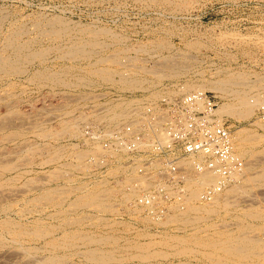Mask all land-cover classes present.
Here are the masks:
<instances>
[{
	"label": "rangeland",
	"instance_id": "374dc122",
	"mask_svg": "<svg viewBox=\"0 0 264 264\" xmlns=\"http://www.w3.org/2000/svg\"><path fill=\"white\" fill-rule=\"evenodd\" d=\"M179 2H177V0H147V1L146 0H0V10H2L0 11V16L2 15L3 17L1 16V19L3 18L2 20H4L1 22L2 25H0V41L3 42V37L4 35L8 33L7 31H10L12 28L15 29V27L17 26L15 30L17 31L19 28L18 30V32L20 33L18 34L19 41L20 42L22 41L23 43L24 42L27 43V44L24 43L25 46L28 45L29 47V48L28 47L26 48L33 49V48L43 47L46 49L48 47L49 49L50 48L52 49V50H47V53L45 54L46 56L44 57V60L46 61L33 62L31 65L25 64L26 71L23 74H21V76L18 75L14 77L13 75H8V76L0 75V99H1L0 100V118H1L0 120L1 122L3 120L2 124L4 125V126L2 125V128L0 130V135L4 134L7 136L6 138L8 139V140L6 139L7 141H4L5 137L3 136L4 137L3 138L2 135L0 136V148H1L0 149L1 151L0 152V164L2 162L6 163L7 165L12 164L11 165L12 167L13 164L19 160L14 165L17 166L20 162H21L20 165L21 166L23 165V167H20L19 165V167L17 166V168L13 166V168L15 167L16 169L12 168L9 171L0 170V183L1 182L4 183L2 187L0 186V191H1L0 192L1 193L0 194V199H1L0 208L4 207L5 215L8 216L7 218H10L12 220L11 222L13 224H18V223L27 224L26 226H29V227L33 224L35 226L37 225L39 226H43V225L44 226H49V225L58 226L59 225L58 223L61 222L60 217L65 218L62 214H63V211L66 209L68 203L76 199L81 194L80 192L82 188L80 189L79 187L76 188L77 190L72 189L68 193L66 190H64L66 186L67 187L69 186L68 183L65 181V179L63 177L61 178V177H53L52 175L50 176V173L48 172V171H53L54 168H56L57 170H60V169L63 170L65 168V167H61L62 165L60 164L67 161V158L64 157L66 153L62 152L61 156L63 157L60 156V159L58 158L59 160L57 161L56 160L54 161L52 159L51 160L47 159L49 155V151L51 149L50 147L52 145H56L60 147L61 144H66L68 142L77 143L78 136L68 137L67 135H64V134L58 137L57 136H54V137L40 136L41 133L50 132V131H54L55 129H57L58 121L68 116L69 107H75L74 112L72 111L71 112L74 115H76L78 113L86 114V107L88 106L93 107V102L96 100L102 102V101L107 100V98H117V96L118 97L124 96V97H130V98L137 97L138 99H143L144 101V100L151 99V96L148 91L159 93V91L161 90L160 86L165 83L169 84L170 82L169 79L164 78L161 80V83H159L158 85H154V86L147 88L148 91H143L141 89L126 91V90L118 89L116 86L114 85L112 86V84L104 82L101 79H97L94 76H85L84 78L87 77L86 78L87 81H90L92 84H89V85L81 84L82 87L80 85H77V86H72L71 84L69 85V82L72 80V76H70V73L80 72L78 71L80 69H87L86 67L90 66V63H93L94 62L93 60H95V58L100 57V56L110 55L111 52L121 51V53L118 54L117 56L118 57L117 60L119 61V58H120L119 62L121 63L118 64V61H116L117 65L106 64V66L110 68L112 67L117 68L120 65L122 66L123 63L129 64V65L131 63L132 65H137L139 67H143V68L150 67L151 68L152 66H155L154 61L155 63H157L156 66L159 65L158 62H160L161 60L160 58L161 55L162 56H166V55L173 56L175 54L174 57H179L180 53L181 54L185 53V54H188L189 56L196 58L197 61L191 60L192 61L191 63L190 61H182L178 63L179 66H183L185 64L186 67L188 66V69L186 68L187 70H183L182 72H180V74L177 76L176 83L181 84L182 82L186 80L189 82H196V81H200L201 79L214 80L226 72L230 73V72L236 71L238 73L241 72V73L248 74L249 75L248 77H250L249 79L255 80L259 78L260 80L259 83L256 84V86L252 87L253 89L255 87H258V88H255L254 90L251 88L249 94L257 92L255 93L256 95H261V94H262L261 96L264 95V87H263L264 86V83H263L264 81V40H262L264 39V26H263L264 25V0H184V2L186 3L185 6L177 5ZM117 5H118V8H117ZM3 14L4 15L6 14L5 15L6 17H4ZM44 14H46V16ZM54 14L55 16L57 15L58 21L59 22L61 21V25H58L57 23L58 21L57 22L52 21L55 17L53 16ZM38 15L40 18H38ZM41 15H44V16H41ZM58 15L60 17L62 16L65 18L61 17L62 19H59L60 17ZM48 19L51 21H49ZM27 20L29 21L27 22ZM65 20H68V22L70 20V22L69 23L63 22ZM36 21L39 23L41 22V23L39 24ZM35 22H36V25L38 24V26L36 25L34 26ZM51 22H53V24ZM9 23L12 25H10ZM43 23L44 24L47 23L46 27ZM75 23L76 24L78 23V26L76 25L73 26ZM49 24H52L54 28L50 26ZM87 24H89L90 26H87ZM92 25H95L94 28ZM32 26H34L35 28ZM64 27L66 28L67 31H64L65 30ZM73 27L74 29H71ZM86 27H89L88 30L86 29ZM99 27L105 28V30H103L105 32H106V28H108L107 30L108 32H109V29H111L110 32L113 34H110L111 35L110 37L109 35L110 32L106 34L107 32L102 33L103 31H100L101 32L100 33L98 31L97 33V31H95L97 34L95 33V37H92V38H95L96 41H101L99 43L103 42L102 43L103 45L105 43H108V44L111 43L110 44L111 46L105 45L103 47V49L105 48L104 50L102 49L98 53L93 52L92 55L82 58V59L78 58L79 60L75 58L71 59V58H68L62 55L64 50L66 49V46H69L70 44L74 43V41L80 42V41L89 39L90 37L88 36L94 35L93 31L96 30V28H98L99 30ZM56 28H60L59 29L60 33L58 32L57 34H51V31L47 32L48 29L56 30ZM61 28L62 29L64 28L63 31L61 30ZM85 29L87 31H85ZM20 30H22L23 33L25 31V33L22 34V31ZM39 30L41 33H38ZM82 30H84L85 32L81 33ZM68 31H70L71 33H69ZM228 32H230L231 35H228L229 34ZM65 33H67L66 34L67 37ZM115 33L116 34L118 33L119 36L115 35L113 36L114 37L113 38L112 35H114ZM36 35H41V36H36ZM59 35L61 39L58 37ZM225 35H227V37ZM116 37H119V39L121 40L123 44L114 43L113 39H115ZM158 37H162L168 42L172 43L173 48H170V49L163 48L160 50L152 49L153 51L152 50H149L147 52L141 51V53L140 51H137L136 54L135 52H131V50L123 51L124 49H129V48L132 49V47L137 46L138 44L143 45L144 43L145 45H149L148 43H150V41ZM236 37L239 40H237ZM52 38L53 39L56 38L57 40L56 39L53 40ZM186 38L187 39H192V38L197 39V41H199L200 43V46L196 49L185 47L183 44V41H185ZM123 39H125V41ZM251 40L252 42H250ZM63 41H65L66 43ZM2 42H0V46ZM219 42L222 44H220ZM31 43L33 45H31ZM57 43H60V44H57ZM52 45H54L53 48L51 47ZM63 46L64 48H61ZM56 48L58 49L61 48V49H59L58 51ZM7 51L8 50H5V52ZM48 51L50 52L48 53ZM220 53L222 54L220 55ZM244 53H246L247 55H245ZM152 54H155V56ZM176 54H178V56H176ZM127 55L133 56L134 57L133 60L132 61L128 60L125 57ZM149 55L152 57L150 58ZM62 56H64L65 59H63ZM232 56L236 58H233ZM57 57L60 58V60L57 59ZM135 57H138L137 59H140L141 61H138V60L136 61ZM157 57H159L160 59H157ZM124 58L127 61H124ZM121 59L123 61H121ZM151 62H153L152 63L153 65L151 64ZM69 66H72V67H69ZM131 66L129 67L131 68ZM44 67H46L47 70ZM225 67L226 68L228 67L227 68L228 70ZM37 68L40 69L43 74H45L46 72H51V71L52 72L57 71L58 73L65 72V75L61 74L58 77L60 80L62 79V82H64V86L58 85L60 83L55 80H52V82H50V78L45 77L43 75H41L43 77L31 76L32 72L36 70ZM196 71L198 74L196 73ZM209 75H212V76L210 77ZM28 77L30 79H28ZM147 77L149 76L147 75ZM28 82H30L31 84ZM174 82L175 81H173L172 83L174 84ZM259 86H262V88L261 87L259 88ZM207 91L215 96V101L217 103L224 101V98H220L219 95L215 93L214 91L212 90H207ZM94 94L98 95V97L97 96L95 97ZM91 95H93L94 97L92 98ZM87 96L90 99L87 98L88 99L87 100L86 99ZM70 97H72L73 99ZM84 97H85V100L82 99ZM225 99L227 100V98ZM5 106L6 108L8 107V109L6 108L3 109ZM56 107L58 110L56 109ZM92 111H94V109L91 108L87 112V114H89L90 116L88 115L87 120H84V121H88L90 119L93 120V117H92L93 114L92 115L90 114V112ZM61 113H64L65 115ZM5 114H8L9 117L6 116ZM263 114H264V110H263ZM222 119L224 120V123H226L228 126L230 125L232 127L233 125L234 129L238 128V129L251 130L253 132L252 134H255L253 136L255 137L257 136L258 138L257 140H253L250 142V144L248 145L249 147L247 149L248 153L245 154L244 158L242 159L245 161V162L243 161V165L246 162H247L246 164H253V165L256 164V165L253 166L251 172L249 173L250 179L242 183L244 186L246 185L245 189L239 190L238 192L235 193V196L236 197L238 196L237 197L238 200H233L235 202V205L234 203L232 205L234 206H231L230 204V206H228L226 210L219 211L215 214H208V215L203 214L204 217L202 219L196 222H193V223L169 224V225H164V226H161V225L157 226V225H152V224H142L141 222L130 223L132 219L129 217L113 215L111 213L99 214L85 207H80L79 209H76L78 214L88 216V218L91 217L89 215H92V217L94 218L91 217L90 220H94L96 219V217H102V219L100 218V220H103V222L99 220L102 224L99 226H91L88 223H86V225L85 223L81 225H75V226L68 225L67 229L68 230H78L83 233L93 232V234L102 233V234L109 235L111 233L110 236H113V237L115 236V238L118 239L120 244H125L129 242L130 243H144V242H148L151 239H159L161 237L169 236V235H176V236L191 235L198 230H202L207 224L211 223L213 224V226H215L217 230L225 229L227 231L231 229L235 231L236 228L242 225L243 226L242 231L246 232V234H248L249 236H251L250 234H252L251 236L252 238L259 237L261 239H264V217L256 219L254 217L243 214L245 211H250L253 213L259 210L264 211V201H263L264 200V180L259 179L257 176L258 173L264 171V168H263L264 167V128L262 127L259 128L249 123L250 121H253L255 119H259L262 121V119H264V115L261 117L260 109H255L254 112L248 118L240 120V121H236L228 116H223ZM83 122L80 123V129H81V124ZM10 123L13 126H11ZM35 123L36 125H34ZM18 124L19 126H17ZM94 124H96V122H94ZM96 125L104 126V124L100 122L99 124L97 123ZM14 126H16V128ZM39 126H41V128L37 129L39 128ZM8 133L9 134L11 133V135H9ZM37 133H40V134L38 135ZM13 134L15 136H13ZM33 134H35V136L36 135L39 136V138L33 136ZM8 137L12 138V140H10ZM41 137L46 138V139H42ZM36 143L38 145H36ZM28 144L29 146H27ZM19 145L22 146V148L24 149L23 150L24 152L21 151V153H19V148H18ZM40 145H44V146H40ZM15 146L18 149H14ZM24 146L25 147L27 146L26 147L27 150H25ZM44 148H45V152H44ZM78 148L86 152L83 147H80V145H78ZM28 149L32 151L33 149H36L34 151L38 150L41 154L39 152H34V153L29 152ZM26 151H27V154H26ZM31 153H33V157H31L32 156ZM23 154L25 155V158H23L24 157ZM1 157L3 160L1 159ZM43 159L46 162H44ZM40 160L41 162L42 161L43 162L41 163ZM47 160L51 162L49 163V161ZM256 169L257 171L258 170L259 171L257 172ZM97 170L99 173L96 172ZM97 170L94 168L92 174L91 173L84 174L81 172H77L76 176L78 178L75 181L74 185L76 187L82 186L84 184H86V186H89V185L91 186L93 182H96L98 180H103L102 178H105V177H102L99 169ZM252 171L256 173H253ZM42 175H45L47 177L42 176ZM39 177L41 180L39 179ZM13 178H15L16 181L15 179L13 180ZM120 178L122 177L118 176V179ZM47 179H50V180H47ZM106 179L109 181L108 185L112 186L113 182L112 181L110 182L111 179L109 177H107ZM251 180H254V181H251ZM43 182H45V184H42ZM40 183L43 186H41ZM131 183L132 182H130V184ZM22 184H24V186H26L27 188L24 186L22 187ZM28 186H32V187L37 186V188L32 189L31 187H28ZM62 186H64L62 188L64 190L63 192H66L68 194L65 193L62 196L63 201H59V205L61 204L60 207L57 206L58 203H51L45 200L43 201V199H38L39 197H37V195L39 196L41 189H45V188H54V189L57 188L58 189L59 187L61 188ZM9 187L12 190L9 191L10 189ZM6 188L7 189L9 188L8 191H6L7 190ZM12 191L13 192L15 191V192L13 193ZM250 192H252V198L254 197L253 198L254 200L250 197L251 195ZM2 193H6V194H2ZM138 193L139 192H137V194ZM246 196L249 198L247 199ZM33 197L35 198V200L31 202V199ZM256 197H258V200L256 199ZM111 199L112 198H109L107 202L116 204L114 201H110ZM28 201H30V203ZM116 208H118L121 211L122 205L116 204ZM27 210H30L31 212L28 211V214H27L26 212ZM170 211H171V207H170ZM143 214L144 213L142 211L139 213L140 216H143ZM1 216H4V214L1 213L0 217ZM127 219H131V220L127 221ZM228 223H230L231 226ZM118 224L121 226H119ZM223 224L224 225L226 224L225 227H223L224 226ZM104 225H107V227ZM219 225H223L221 226L222 228ZM55 228H56L55 229L56 233H54V236H58V235L60 236L61 227H55ZM253 233H256V234H253ZM24 235L19 239L18 241L19 243L17 242V244H14V242L10 241L11 237L7 233L2 232V235L0 236H3L2 239L4 238V240H2L3 244L0 245V264H22L23 260H26V262L24 261L23 264H27V263L29 264L30 261H32L30 258H32L33 256L32 257H28L27 255L25 256L23 254V251L19 249L21 242H22V246L31 247L34 245H41L43 243V240L33 239L31 237L29 238V236L27 235L24 236ZM139 236H142V237H139ZM44 239L46 240L47 238H44ZM262 247L263 249L261 248L258 249V252H260V254L254 255L253 253L252 256H247L243 260V262L245 263L251 262V264H264V246ZM149 250L152 251V249H149ZM167 250L168 252H170L169 250L171 249H166V251ZM20 252H22V254ZM44 253L45 252L43 251H37L35 255L34 253H32V255L38 257V256L43 255ZM187 259L189 263L191 264L206 263L207 261L204 257L198 254H195V257L189 256ZM71 260L74 262H78V263L80 262L79 258L76 256L72 257ZM174 261H176V259ZM169 263H170L169 258L161 260V264H169ZM127 264H136V263L129 262Z\"/></svg>",
	"mask_w": 264,
	"mask_h": 264
},
{
	"label": "bare ground",
	"instance_id": "6f19581e",
	"mask_svg": "<svg viewBox=\"0 0 264 264\" xmlns=\"http://www.w3.org/2000/svg\"><path fill=\"white\" fill-rule=\"evenodd\" d=\"M179 1H181V2H179ZM142 2H144V1H142ZM168 2H170V1H168ZM177 2H179L177 4L179 6H185L186 5L184 0H177ZM118 5H117V8H118ZM144 6H146V5H144ZM120 7H122V6H120ZM0 11H2V10H0ZM5 15H4V17H6ZM39 15H38V18H40ZM44 15L46 16V14H44ZM44 15H41V16H44ZM1 16H0V25H2L1 22L4 21V20H2L3 18L1 19ZM53 16H55V14ZM55 17H54L53 20L51 18V20L57 22L58 21L57 15ZM61 17L59 19L65 18V17H62V18ZM38 18H36V19H38ZM51 20H49V21H51ZM28 21L29 20H27V22ZM36 22L34 23V26L36 25ZM63 22L69 23L70 20H69V22H68V20H65ZM37 23H39V22H37ZM51 23L53 24V22H51ZM57 23H58V25H61V21L60 22L58 21ZM46 24L47 23L44 24L45 27H46ZM52 24H49V25L52 26ZM10 25H12V24H10ZM32 25H33V23H32ZM49 25H47V26H49ZM75 25L78 26V23L77 24L75 23L73 26H75ZM34 26H32V27H34ZM36 26H38V24ZM87 26H90V25L87 24ZM92 26L94 28L95 25H92ZM16 27H15V29H16ZM52 27L54 28V26H52ZM26 28H27V26H26ZM88 28L89 27H86L87 30H88ZM15 29L12 28L10 31H7L8 33L6 35H4V37L2 36L3 37V42L0 41V42H2V44L0 46V75H4V76L13 75L14 77L18 76V75L21 76V74H23L26 71L25 70L26 69L25 68V64L31 65L33 62L46 61V60H44V57L46 56L45 54L47 53V50H52L51 48L49 49L48 47H47L48 49L47 48L45 49L43 47L42 48H33V49L31 48V49H28L29 48L28 45H26V46L24 45L25 42L23 43L22 41L21 42L19 41V37H18V34H20L18 32L19 28H18L17 31ZM59 29L60 28H56V30H52V29L49 30L48 29L47 32L51 31V34H57L58 32L60 33ZM63 29L61 28L62 31H63ZM71 29H74V27L71 28ZM86 29H85V31H87ZM179 29H181V28H179ZM92 30H94V29H92ZM103 30H105V28L99 27V30H98V28H96V30L93 31L94 35L88 36V37H90L89 39L84 40V41H80V42L79 41L78 42L74 41V43L70 44L69 46H66V49L64 50L63 54L62 53L61 54L64 55L65 57H68V58H71V59L75 58V59L79 60L78 58L82 59V58L88 57V56L92 55L93 52L94 53H98L100 50L103 49V47L105 45L111 46L110 45L111 43L110 44L105 43L103 45L102 44L103 42L99 43L101 41H96L95 38H92V37H95V33H96L95 31H97V33H98V31L100 32V31H103ZM107 30H108V28H106V32L107 33L105 31H103L102 33L108 34L111 31V29H109V32ZM20 31H22V30H20ZM64 31H67L66 28H65ZM85 31L82 30L81 33L85 32ZM68 32L71 33L70 31H68ZM183 32H185V31H183ZM24 33H25V31H24ZM24 33L22 31V34H24ZM38 33H41L40 30H39ZM228 33H229L228 35H231L230 32H228ZM66 34L67 33H65V35ZM110 34H113V33L110 32L109 35ZM164 34H166V33H164ZM62 35H63V33H62ZM115 35L119 36L118 33L117 34L115 33L114 35H112V37L115 36ZM36 36H41V35H36ZM225 36L227 37V35H225ZM58 37L60 38V35ZM66 37H67V35H66ZM110 37H111V35H110ZM110 37H108V38H110ZM71 38H69V39H71ZM54 39H56V38H54ZM214 39H215V37H214ZM260 39H262V38H260ZM48 40H50V39H48ZM113 40H114V43H117V44L118 43H122L121 40L119 39V37H116ZM123 40L125 41V39H123ZM237 40H239V39L237 38ZM262 40H264V39H262ZM32 42H33V40H32ZM63 42H65V41H63ZM235 42H237V41H235ZM250 42H252V40ZM25 44H27V43H25ZM57 44H60V43H57ZM148 44L149 45H145L144 43H143V45L138 44L137 46L132 47V49L131 48L124 49L123 51L131 50V52H135V54H136L137 51H140V53H141V51H146L147 52V51L152 50V49L160 50V49H163V48H165V49L173 48V44L168 42L167 40H165L162 37L155 38L154 40L150 41V43H148ZM183 44H184L185 47L191 48V49H196V48H198L200 46L199 41H197V39H194V38H192V39H187L186 38L185 41H183ZM220 44H222V43H220ZM31 45H33V44L31 43ZM53 46L54 45H52L51 47L53 48ZM26 47H28V48H26ZM61 48H64V46L61 47ZM61 48H59V49H61ZM56 49L59 51L58 48H56ZM5 50H8V51L5 52ZM57 50H56V52H57ZM121 50H122V48H121ZM49 52L50 51H48V53ZM120 53H121V51L120 52H111L110 55L97 57V58H95V60H93L94 61L93 63H90V66L86 67L84 65L87 69H80V70H78L80 72L70 73V76H72V80L69 82V85L71 84L72 86H77V85L81 86V84H86V85L87 84L88 85L92 84L90 81H87V79H86L87 77L86 78H84V77L85 76H94L97 79H101L104 82L110 83V84H112V86L114 85L118 89H121V90H126L127 91V90H136V89L138 90V89H141L143 91H148L147 88H149L151 86H154V85H158L159 83H161L162 79L167 78L170 81L169 84H166V83L162 84L160 86V89L161 88L163 89V87L165 85H169L171 87V89H167V93L170 94V95H176V94H178L180 92H186V91L193 90V89H199V90H206V91L207 90H212L215 93H217L220 98H224V101H222L220 103L216 102V107H215L216 115L222 121H224L222 119L223 116H228V117H230V118H232V119H234L236 121H240V120L248 118L254 112L255 109H260L261 108V109L264 110V95L263 96H261L262 94L261 95H256L255 93H257V92L249 94L251 88L256 86V84L259 83V81H260L259 78L255 79V80L254 79H249L250 77H248L249 76L248 74L241 73V72L238 73V72L234 71V72H230V73L226 72V73H224L223 75L217 77L214 80L201 79L200 81H196V82H189V81L186 80V81L182 82L181 84H179V83H176L177 76L183 70H187L188 66L186 67L185 64L183 66H179L178 63L182 62V61H190V63H191L192 61H197L196 58H194L192 56H189L188 54H185V53H183V54L180 53L179 57H174L175 54L173 56H171V55L162 56L161 55L160 56V58H161L160 62L157 61L159 65L156 66L157 63H155V61L153 60L155 66H152L151 68L150 67L143 68V67H139L137 65H132L131 63H130V65L123 63L122 66L120 65L117 68H113V67L110 68V67L106 66V64L117 65L116 64L117 63L116 61H118L117 60L118 59L117 56ZM128 53H129V51H128ZM142 53H144V52H142ZM221 54L222 53H220V55ZM244 54L247 55L246 53H244ZM152 55L155 56V54H152ZM226 55H227V53H226ZM64 56H62L63 59H65ZM129 56L127 55L125 57L128 60L132 61L134 57L133 56L129 57ZM146 56H148V55H146ZM176 56H178V54H176ZM151 57L152 56H150V58ZM232 57L236 58L234 56H232ZM135 58H136V61L137 60L141 61L140 59H137L138 57H135ZM160 58L157 57V59H160ZM57 59L60 60V58H58V57H57ZM119 61H120V58H119ZM119 61H118V64L121 63ZM121 61H123V60L121 59ZM124 61H127V60H125V58H124ZM199 62H201V61H199ZM152 63L153 62H151V64ZM129 66H131V68ZM69 67H72V66H69ZM44 68L47 70L46 67H44ZM59 69H61V68H59ZM59 69H58V71H59ZM216 70H218V69H216ZM240 71H242V70H240ZM196 73H197V71H196ZM199 73H200V71H199ZM61 74L65 75V72H61V73L59 72L58 73L57 71L56 72L55 71H53V72L51 71V72H46L45 74H43L42 71L37 68L36 70H34L32 72L31 76L40 77L41 75H43L45 77L50 78V82H52V80H55V81L60 83L58 85L64 86V82H62V79L60 80L58 78L59 75H61ZM147 75L149 77H147ZM214 75H216V74H214ZM43 76H41V77H43ZM209 76L211 77L212 75H209ZM28 79H30V78L28 77ZM37 80H38V78H37ZM46 80H47V78H46ZM173 81H175L174 84L172 83ZM54 82H53V84H54ZM28 83H30V82H28ZM31 83H32V81H31ZM263 83H264V81H263ZM11 85H12V83H11ZM179 85H181V86H179ZM83 87H85V86H83ZM260 87L262 88V86H259V88ZM255 88H258V87H255ZM148 92H149V94L151 96V99H155V98H157V96L158 97L160 96V94L162 93V90H160L159 93H154L152 91H148ZM260 92H261V90H260ZM11 96H12V94H11ZM94 96L98 97V95H95V94H94ZM94 96L91 95L92 98ZM100 96H101V94H100ZM13 97H14V95H13ZM70 98H72V97H70ZM87 98H88V96L86 97V99ZM225 98H227V100ZM82 99L85 100V97L82 98ZM88 99H90V98H88ZM2 101H4V100H2ZM144 101H143V99H138L137 97H131L130 98V97H124V96H119V97L117 96V98H107V100L102 101V102L96 100V101L93 102V107L94 108L92 106L90 107V109L91 108L94 109V111L90 112L91 115L93 114L92 115L93 120L92 119H90V120L96 122V124L97 123L99 124V122L103 123L104 127L110 128V127H112V126H114V125H116L118 123H121L120 122L121 119L124 117L126 112L132 106L141 104ZM6 106H8V105H6ZM6 106L3 109H5ZM6 109H8V107ZM56 109H57V107H56ZM39 110H41V109H39ZM54 110H55V108H54ZM74 110H75V107H69L68 108V116H66L65 118H62L60 121H58V123H57L58 124L57 125L58 128L55 129L54 131L44 132V133L40 132L41 134L40 133H37V134L38 135L40 134V136H44V137L45 136L46 137L47 136L48 137H50V136L51 137H54V136L58 137V136H60V135L62 136L64 134V135H67L68 137H76V136H78L77 139H79L80 138V123L83 122L84 120H87V117H88L89 114H87V113L86 114L85 113L84 114L78 113V114H76L78 116H76V115H74L72 113V112H74ZM61 114H64V113H61ZM5 115L9 117L8 114H5ZM12 116H13V114H12ZM4 121H6V120H4ZM2 123H3V120H2V122L0 120V130H1L2 125H3ZM249 123L251 125H255V126L259 127V128L260 127L264 128V119H262V121L259 120V119H255L253 121H250ZM10 125H11V123H10ZM34 125H36V123ZM82 125H83V123L81 124V127H82ZM11 126H13V125H11ZM17 126H19V124ZM14 127L16 128V126H14ZM228 127L231 128L230 125ZM40 128H41V126H39V128H37V129H40ZM49 129H50V127H49ZM232 132H233V134H232L233 147H234L235 151L238 153V155L243 159L244 155L248 153L247 149L249 147L248 145L250 144V142L253 141V140H257L258 138H257V136L256 137L253 136L255 134H252L253 132L251 130L238 129V128L234 129L233 125H232ZM1 135H2V137L3 136L5 137V138L3 137L5 139V140L3 139L4 141L8 140L6 138L7 137L6 135H4V134H1ZM9 135H11V133ZM13 136H15V135L13 134ZM33 136H35V134H33ZM35 137L39 138V136H37V135ZM9 139L12 140V138H9ZM13 139H14V137H13ZM42 139H46V138H42ZM45 144H46V142H45ZM36 145H38V144L36 143ZM44 145H40V146H44ZM20 146L21 145H19V147L17 146L19 148V153H21V151L24 150L22 148V146H21L22 149L20 148ZM27 146H29V144ZM26 147H25V150H27ZM12 148H14V147H12ZM18 148H16V146H15L14 149H18ZM45 148H44V152H45ZM50 148L51 149L49 151V155H48L47 159H49V160L52 159L54 161L55 160L57 161V160L60 159V156L62 155V152L66 153V155H64V157L67 158L66 162L60 164V165H62L61 167H65V168L63 170H61V169L57 170L56 168H54V170L52 169L53 171H48L50 173V176L52 175L53 177H61V178L63 177L65 179V181L69 185L68 187L66 186L65 189H64L68 193L72 189L77 190L76 188H78V187L80 189L82 188V190L80 192L81 194L77 198L75 197L76 199H74L71 202H69L68 205L66 204L67 207L63 211V214H62L65 218H63V217L61 218L60 217V221L61 222L58 223L59 224L58 226H54V225H49V226H44V225L43 226H39V225H37V226H35L33 224V225H31L29 227V226H26L27 224H19V223L18 224H13L11 222L12 220L10 218H7L8 216L5 215L4 207L0 208V214L1 213L4 214V216L0 217V235H2V232L7 233L11 237L10 241L14 242V244H17L19 239L24 234L29 236V238L31 237L33 239H41V240H43V243L41 245H34V246H31V247L22 246V242H21L20 246L18 244L19 249H21L23 251V254L25 256L26 255L28 257H32L33 256L32 258H30L32 261H30L29 264H127L129 262H135L136 264H161V260L162 259H166V258L170 259V263L169 264H191V263H189L187 258L189 256L195 257V254H198V255L204 257L207 260L206 263H197V264H251V262L250 263L249 262L245 263V262H243V260L247 256H252L253 253H254V255L260 254V252H258V249H260V248L263 249L262 246H264V239H261L259 237L258 238H252L251 237L252 234H250L251 236H249L248 234H246V232L242 231V229H243L242 225H240L238 228H236L235 231L233 229L227 231L225 229L217 230L215 228V226H213V224L209 223L202 230H198V231H196L195 233H193L191 235H186V236L169 235V236L161 237L159 239H151L148 242H144V243H130V242L129 243H125L124 242L125 244H120L118 239L115 238V236L114 237L110 236L111 233L109 235L102 234V233L93 234V232H87V233L85 232V233H83V232H80L78 230H68L67 229L68 225H74L75 226V225H81V224H84V223L86 225V223H88L91 226H99V225L102 224L101 222H103V220H100V218L102 219V217H96V219L90 220L92 215H89L91 217L88 218V216H85V215H82V214H78L76 209H79L80 207H85V208L90 209L93 212L99 213V214H101V213H111L113 215L129 217V218L132 219V221H130V223H139V222H141L142 224H152V225H157V226L158 225L164 226V225H169V224H186V223L196 222V221H198V220H200V219H202L204 217L203 214H205V215L215 214V213H217L219 211L226 210V208L228 206H230V204H231V206H234L235 202L233 200H238L237 199L238 196L236 197L235 193L238 192L239 190L245 189L246 185L244 186L242 183L244 181H248L250 179L249 173L251 172L253 166H255L256 164L253 165V164H246L247 162L244 163V165L242 166L240 172L237 173L232 178V180L228 184H226L221 189V191L218 192L210 201H199L198 200L199 199L198 195H199V192L201 191V189L203 188V186H206L208 184L214 183L216 177L214 175H212L210 172H207V171L198 173L196 178L190 179L191 181L188 182L187 185H185L186 194L184 195V198H183V201H182L181 205H178V204H176L174 202H170L167 205V208H166V210L164 212V215L160 219L154 220V219L150 218L149 216H147L143 212L142 207L136 206L134 204V202H133V199L136 197V194H137V192L139 190V187H142V186L146 187L148 184H150V182L145 180L144 178L139 177L137 175L136 170L134 169V167L124 165L121 162V160L124 159L123 156H120V155L114 156V158L112 160H109L106 163L104 169L100 170L102 177H105V178H102L103 180H98L96 182H93L91 184V186L89 185L90 187L86 186V184L76 187L74 184H75V181L78 178L76 176L77 172H81V173H84V174H86V173L87 174H89V173L92 174L94 168L97 170L96 166H93L95 158H93V160H91V161L86 160V152H84L81 149H79L78 148V144L77 143H73V142H68L66 144H61L60 147H58L56 145H52ZM98 149H99V146L96 145L94 152H98L99 151ZM34 150H36V149H33V151L29 150V152H33V153L34 152H39L38 150L37 151H34ZM33 153H31L32 154L31 157H33ZM46 153H48V152H46ZM26 154H27V151H26ZM31 157H30V159H31ZM61 157H63V156H61ZM23 158H25V155H24ZM1 159H2V157H1ZM39 159H41V158H39ZM6 160H8V159H6ZM14 160H16V159H14ZM49 160H47V161H49ZM8 161H10V160H8ZM17 162H15V163H17ZM40 162H41V160H40ZM40 162H38V163H40ZM44 162H46V161L44 160ZM50 162L51 161H49V163ZM20 163L17 165L18 167H19ZM14 164H13V166H15L17 168V166L14 165ZM30 164H32V163H30ZM11 165L12 164L7 165L6 163L2 162L0 164V170L1 171H9L10 169L13 168V166L11 167ZM20 167H23V165L22 166L20 165ZM256 171H257V169H256ZM96 172H98V170ZM253 173H256V172H253ZM42 176H45V175H42ZM118 176H121L122 178L118 179ZM257 176H258L259 179L264 180V171L258 173ZM45 177H47V176H45ZM107 177H109L111 179L110 182L111 181L113 182L112 186L108 185L109 181L106 179ZM14 179L15 178H13V180ZM39 179H40V177H39ZM47 180H50V179H47ZM15 181H16V179H15ZM251 181H254V180H251ZM130 182H132V183L130 184ZM24 183H25V181H24ZM29 183H31V182H29ZM27 184H28V182H27ZM42 184H45V182H43ZM42 184H41V186H43ZM2 185H4L3 182L0 183L1 187H2ZM23 186H24V184H22V187ZM24 187H26V186H24ZM28 187H31L32 189L37 188V186H34V187L28 186ZM63 187L64 186H62L61 188L59 187V188L62 189ZM249 187H250V185H249ZM59 188L58 189L57 188L56 189H54V188L41 189V192L39 193V196L37 195V197H39L38 199H43V201L45 200V201H48V202H51V203H58L57 206L60 207L61 204L59 205V201H63L62 200L63 199L62 196L66 192H63L64 190L63 189L60 190ZM247 188H248V186H247ZM8 189L6 191H8ZM10 190H12V189L10 188L9 191ZM68 193H66V194H68ZM2 194H6V193H2ZM250 194L249 195L252 198V192H250ZM18 196H20V195H18ZM247 196H246V198L248 199L249 197H247ZM109 198H112L110 201H114L117 205H119V204L122 205L121 211L118 208H116V204H112L110 202L109 203L107 202V200ZM256 199L258 200V197H256ZM34 200H35V198L33 197L31 199V202L34 201ZM28 202L30 203V201H28ZM159 202L160 201H158V203ZM242 202H244V201H242ZM251 202H252V200H251ZM233 203H234V205H232ZM237 204H239V203H237ZM5 207H7V206H5ZM170 207H171V211H170ZM28 211H30V210L26 211L27 214H28ZM141 211L145 214V215L143 214L144 217L139 215V213ZM7 212H8V210H7ZM243 214L247 215V216L254 217L256 219L264 217V211H262V210H259V211L255 212V213L250 212V211H245ZM86 215H88V214H86ZM92 218H94V217H92ZM24 219H26V218H24ZM131 219H127V221H129ZM139 220H141V221H139ZM228 224L231 226L230 223H228ZM223 225H219V226L221 227ZM225 225L223 227H225ZM104 226L107 227V225H104ZM119 226H121V225H119ZM55 227H61V231H60L61 235L60 236L59 235L58 236H54V233H56V230H55L56 228ZM172 231H173V229H172ZM253 234H256V233H253ZM156 235H158V234H156ZM152 236H154V235H152ZM2 237L3 236H0V245L3 244L2 240H4V238L2 239ZM139 237H142V236H139ZM44 238H47V239L45 240ZM3 247H4V245H3ZM149 249H152V251H150ZM166 249H171V250H169L170 252H168V250L166 251ZM37 251H43L45 253L43 255H41V256H38V257L34 256ZM17 253H18V251H17ZM20 253L22 254V252H20ZM32 253H34V255H32ZM74 256L79 258V261H80L79 263L78 262H74V261L71 260L72 257H74ZM175 259H176V261H174ZM153 260H154V262H153ZM24 261L26 262V260H23V263H24Z\"/></svg>",
	"mask_w": 264,
	"mask_h": 264
},
{
	"label": "built area",
	"instance_id": "2783aa9c",
	"mask_svg": "<svg viewBox=\"0 0 264 264\" xmlns=\"http://www.w3.org/2000/svg\"><path fill=\"white\" fill-rule=\"evenodd\" d=\"M167 89L171 87L165 85L159 97L132 106L121 123L110 128L84 121L77 140L86 160L95 158L93 166L99 171L120 155L124 165L150 182L139 187L133 202L154 220L170 202L181 205L185 185L198 173L216 177L198 195L199 201H210L243 166L233 147L232 127L216 115L214 95L199 89L170 95ZM89 110L86 107V113ZM260 113L262 117L261 108Z\"/></svg>",
	"mask_w": 264,
	"mask_h": 264
}]
</instances>
